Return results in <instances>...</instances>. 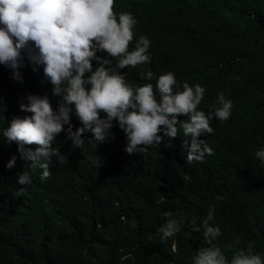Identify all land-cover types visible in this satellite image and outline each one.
Here are the masks:
<instances>
[{
	"label": "trees",
	"instance_id": "trees-1",
	"mask_svg": "<svg viewBox=\"0 0 264 264\" xmlns=\"http://www.w3.org/2000/svg\"><path fill=\"white\" fill-rule=\"evenodd\" d=\"M114 12L117 20L129 12L137 28L150 29L137 33L151 42L150 64L128 66L127 81L141 86L148 83L142 73L151 72L158 74L150 80L155 89L171 72L174 90L184 82L205 88L198 109L206 114L219 93L232 101L230 118H213V133L200 137L217 153L189 163L186 149L182 156L175 146L180 133L171 148L155 144L151 154L126 158L118 147L127 140L113 121L103 143L89 132L75 147L61 132L53 147L63 161L51 157L50 176L41 180L42 169L22 159L3 132L14 117L31 115L19 107L28 95H47L53 109L61 97L43 66L22 51V81L0 64V264H193L197 250L209 246L203 228H194L211 208L221 230L212 243L229 261L249 244L264 258V163L255 156L264 149V0H115ZM71 123L73 130L81 126L74 111ZM24 172L31 183L20 185ZM223 198L232 203L215 207ZM164 213L178 221L177 239H161Z\"/></svg>",
	"mask_w": 264,
	"mask_h": 264
},
{
	"label": "clouds",
	"instance_id": "clouds-1",
	"mask_svg": "<svg viewBox=\"0 0 264 264\" xmlns=\"http://www.w3.org/2000/svg\"><path fill=\"white\" fill-rule=\"evenodd\" d=\"M114 2L0 0V64L11 68L13 78L22 81L18 69L22 67V51L26 50L34 65L43 66L44 77L53 86V94L61 97L58 109H53L47 95H28V102L19 107L31 115L14 117L3 132L9 142L19 145L22 159L30 161L32 168L42 169L41 180L50 176L51 157L63 161L59 149L53 147L61 132L66 133L75 147L85 144L83 137L89 132L95 141L103 143L110 138L107 133L114 127L113 121L118 123L121 137L127 140L126 146L118 147L126 158L140 153L151 154L149 149L155 144L171 148L180 133L181 140L175 146L182 156V150L186 149L189 163H205L217 153V146L200 137L213 133L210 126L213 118L220 121L230 118L232 101L221 92L206 114L198 109L205 88L184 82L182 91L174 90L177 82L171 72L159 76L155 89L150 80L155 81L158 74L142 73L148 83L138 87L127 81L124 69L128 66L150 64L151 42L146 35H137L150 29L137 28V21L129 12H121L117 20ZM73 111L81 124L75 130L71 123ZM182 116L189 119L180 120ZM177 125L182 128L179 133ZM25 145L37 147L33 150ZM255 156L264 163V149L258 150ZM13 165L14 158L7 167ZM18 183H31L28 174H21ZM18 191L22 193L24 189ZM223 203L231 204L232 200H218L215 207ZM214 212L211 208L202 224L194 228V231L203 228L209 246L197 250L192 257L193 264H264V258L251 244L246 251L240 250L230 261L227 259L223 250L212 243L221 235L220 228L212 222ZM164 215L168 219L159 229L161 239H177L178 221L171 213Z\"/></svg>",
	"mask_w": 264,
	"mask_h": 264
},
{
	"label": "rangeland",
	"instance_id": "rangeland-1",
	"mask_svg": "<svg viewBox=\"0 0 264 264\" xmlns=\"http://www.w3.org/2000/svg\"><path fill=\"white\" fill-rule=\"evenodd\" d=\"M122 154V153H121ZM123 155V154H122Z\"/></svg>",
	"mask_w": 264,
	"mask_h": 264
}]
</instances>
